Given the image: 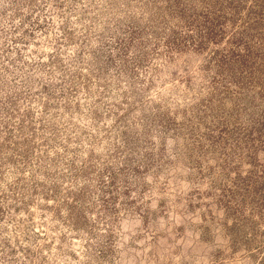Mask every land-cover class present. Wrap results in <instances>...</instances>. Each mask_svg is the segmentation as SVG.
Masks as SVG:
<instances>
[{
    "label": "rangeland",
    "instance_id": "1",
    "mask_svg": "<svg viewBox=\"0 0 264 264\" xmlns=\"http://www.w3.org/2000/svg\"><path fill=\"white\" fill-rule=\"evenodd\" d=\"M0 264H264V0H0Z\"/></svg>",
    "mask_w": 264,
    "mask_h": 264
}]
</instances>
